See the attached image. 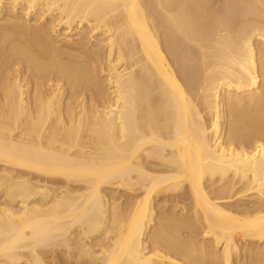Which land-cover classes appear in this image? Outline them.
<instances>
[{
    "label": "bare ground",
    "instance_id": "obj_1",
    "mask_svg": "<svg viewBox=\"0 0 264 264\" xmlns=\"http://www.w3.org/2000/svg\"><path fill=\"white\" fill-rule=\"evenodd\" d=\"M0 264H264V0H0Z\"/></svg>",
    "mask_w": 264,
    "mask_h": 264
}]
</instances>
